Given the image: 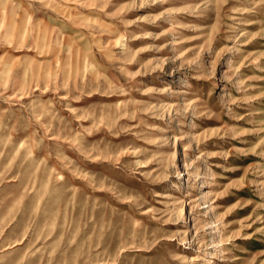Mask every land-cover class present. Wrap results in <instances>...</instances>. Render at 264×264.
I'll return each instance as SVG.
<instances>
[{
	"label": "rangeland",
	"instance_id": "374dc122",
	"mask_svg": "<svg viewBox=\"0 0 264 264\" xmlns=\"http://www.w3.org/2000/svg\"><path fill=\"white\" fill-rule=\"evenodd\" d=\"M0 264H264V0H0Z\"/></svg>",
	"mask_w": 264,
	"mask_h": 264
},
{
	"label": "bare ground",
	"instance_id": "6f19581e",
	"mask_svg": "<svg viewBox=\"0 0 264 264\" xmlns=\"http://www.w3.org/2000/svg\"><path fill=\"white\" fill-rule=\"evenodd\" d=\"M50 1H46L45 4L48 5Z\"/></svg>",
	"mask_w": 264,
	"mask_h": 264
}]
</instances>
